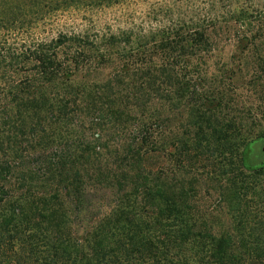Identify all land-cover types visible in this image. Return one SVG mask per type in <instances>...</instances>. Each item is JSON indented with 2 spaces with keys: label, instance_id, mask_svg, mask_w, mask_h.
<instances>
[{
  "label": "trees",
  "instance_id": "trees-1",
  "mask_svg": "<svg viewBox=\"0 0 264 264\" xmlns=\"http://www.w3.org/2000/svg\"><path fill=\"white\" fill-rule=\"evenodd\" d=\"M121 1L0 0V119L16 130L0 151V264H264V0H228L241 56L220 74L204 67L216 17L30 36ZM208 166L201 180L225 179L220 232L175 178Z\"/></svg>",
  "mask_w": 264,
  "mask_h": 264
},
{
  "label": "rangeland",
  "instance_id": "rangeland-1",
  "mask_svg": "<svg viewBox=\"0 0 264 264\" xmlns=\"http://www.w3.org/2000/svg\"><path fill=\"white\" fill-rule=\"evenodd\" d=\"M228 0H125L109 7L101 8H71L59 11L40 21L30 30V36L38 39H50L59 32H85L92 35H108L109 33H133L134 35L146 34L158 25H170L173 20L182 19H204L208 16L216 17L223 28L217 30L214 50L205 58L204 67L210 73L220 74L226 66L237 68L240 64L238 57L240 53L236 47L225 39V14ZM235 64V65H234ZM245 70L238 72V80L235 82L238 89L242 91L245 87L243 81ZM244 92V90H243ZM0 119V151L2 143L6 146L5 137H13L16 130L9 123ZM177 124L174 125L176 129ZM167 127V125H166ZM165 127V132L167 129ZM1 154V153H0ZM165 167L170 166L167 156L162 158ZM168 165V166H167ZM201 168V167H200ZM199 169L196 173L177 174L175 178L189 180L193 183V193L197 194V206L206 211L210 217L211 224L216 232L225 230V201L220 194L225 185V179L208 178L200 179L206 175L204 172L210 170ZM223 187L221 188V186Z\"/></svg>",
  "mask_w": 264,
  "mask_h": 264
}]
</instances>
